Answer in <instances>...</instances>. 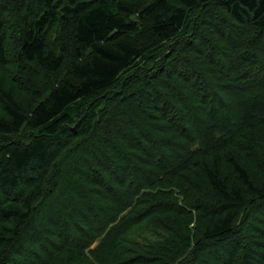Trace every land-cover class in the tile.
<instances>
[{
	"label": "trees",
	"instance_id": "16d2710c",
	"mask_svg": "<svg viewBox=\"0 0 264 264\" xmlns=\"http://www.w3.org/2000/svg\"><path fill=\"white\" fill-rule=\"evenodd\" d=\"M0 264H264V0H0Z\"/></svg>",
	"mask_w": 264,
	"mask_h": 264
},
{
	"label": "rangeland",
	"instance_id": "374dc122",
	"mask_svg": "<svg viewBox=\"0 0 264 264\" xmlns=\"http://www.w3.org/2000/svg\"><path fill=\"white\" fill-rule=\"evenodd\" d=\"M234 107H235V106H234ZM234 107H233V108H234ZM181 147H182V145H181ZM181 147H180V148H181ZM180 148H178V149H180ZM218 245H220V244H218ZM225 245H227V243H224V246H225ZM222 247H223V246H222ZM208 250H209V252H210L211 250L214 251V250H215V246H211V247H209Z\"/></svg>",
	"mask_w": 264,
	"mask_h": 264
},
{
	"label": "bare ground",
	"instance_id": "6f19581e",
	"mask_svg": "<svg viewBox=\"0 0 264 264\" xmlns=\"http://www.w3.org/2000/svg\"><path fill=\"white\" fill-rule=\"evenodd\" d=\"M112 1V0H111ZM34 208H36V207H34ZM34 210H36V209H34ZM34 222V221H33Z\"/></svg>",
	"mask_w": 264,
	"mask_h": 264
}]
</instances>
